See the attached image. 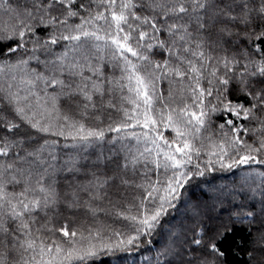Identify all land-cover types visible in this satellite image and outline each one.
Returning <instances> with one entry per match:
<instances>
[{"label":"trees","instance_id":"obj_1","mask_svg":"<svg viewBox=\"0 0 264 264\" xmlns=\"http://www.w3.org/2000/svg\"><path fill=\"white\" fill-rule=\"evenodd\" d=\"M138 2L142 4L143 0ZM11 3L14 9L19 6V11L23 12L24 6L31 5L33 0H11ZM7 7L5 4L4 9L7 10ZM69 7L77 15L68 17V9L63 5H56L55 10L50 11V15L61 19L67 18L71 34H76L75 27L82 23V18L94 16L101 11L110 18L108 5L101 0H74ZM113 10H118V7ZM135 11L141 15L148 14L141 12L139 8ZM12 14L14 13L2 15L6 24ZM211 15L214 16L215 13L212 12ZM209 19L206 30L197 31L194 23L188 24L189 31L195 37L190 46L194 48L200 43L206 56L211 58L203 61L206 67L201 68L202 78L199 83L204 89L212 87L213 92L211 96L205 93L204 97V105L209 110L206 127L188 138L194 148L199 149V154L191 151V162L183 164L179 170L165 166L163 151L167 149L163 147V139L159 141L162 148L157 149L150 141L138 140L132 135L148 132L151 137L157 134L150 132L149 128L137 126L135 116L129 121L132 127L125 128L120 133L107 130L109 125L115 127L126 120L124 109L131 112L134 105L125 97L134 96V93H129L126 87L121 88L128 83L122 70L124 62L113 59L112 52L115 49L105 46L104 41L82 38L76 42L60 39L56 44L45 43L53 34H69V27L59 25L53 28L49 25L45 28L37 21H32L37 27V32L35 35H28L26 48L29 52L25 53L21 49L10 57H0V63L4 64L16 63L21 58L26 59L28 55L38 57L29 60L23 69L13 70L18 80L20 77L31 75L35 70L49 78L55 75L65 81V84H80L82 78L92 77L98 84L103 81L101 86L106 89L102 96L94 94L96 107L90 105L85 110L82 103L76 102L80 97L70 100L62 85H49L47 80H38L31 86L35 96L29 97V103L33 106L39 103V106L33 107L29 113L32 115V112H36L35 119L42 115V109L46 108L45 102V106H50V110L47 111L51 112L53 120L58 117V121L65 124L64 117L67 116L70 122L76 121L83 123L87 128L104 129L105 132L102 140L84 142L73 140L67 135V130L64 136L53 134L59 130L54 128L47 133L37 132L17 118V122L22 125L21 130L30 134L28 143L31 147L27 150L40 149L45 142L48 143L40 150L39 157L34 162L29 161L18 169L19 172L30 171L31 176L20 175L18 183H6L5 189L9 193L18 194L23 191L25 178H31L25 185L32 186L38 195L28 196V200L44 199L47 192L40 191L41 185L50 190L52 196L47 206L37 207L31 213L25 214L23 218L29 223L27 230L18 229L16 227L18 221H12L8 215L0 217V228L8 229L7 233L0 231L3 264H25V261L34 264L33 258L42 259V264L48 262L51 264L53 261L54 264L56 259H53L52 255L57 246L61 244L70 246L69 239L75 240L76 237L92 239L99 244L102 251L85 261H75L72 264H264V163L222 166L232 164L234 156L238 159V151L241 155L245 154L241 151L243 145L227 149L225 142L232 137L242 138L247 143L258 146L259 133L243 131L233 133L226 121L233 120L237 127L243 125L249 129H260V119H264V110H254L255 116L260 119H237L224 105L231 101L235 104L242 103L244 107H251V104L255 103L240 90L238 74L244 71L250 59L264 63V57L254 51L252 42H242L244 38L236 29L221 34L213 27L211 17ZM86 27L90 31L100 29V34L103 35V30L108 25L104 20H100ZM10 34L8 31L7 35ZM160 39L170 42L172 38L165 32ZM35 40H39L45 46L33 53L31 50L34 48ZM13 43L15 41L8 40L6 36L0 38V44L5 48ZM73 44L80 46L73 47ZM96 44L100 47L97 48ZM261 47L264 48V45ZM66 52L67 56L64 55ZM146 55L152 64L148 61H138L129 54V58L140 65L141 75L150 74L156 63H163L169 58V53L158 47H154ZM57 58H62L66 65L75 62L79 67L75 70L68 67L62 73H53L50 62L59 65L60 61ZM226 60L234 61L230 65L233 71L229 72L225 67ZM170 62L174 67L179 66L187 72V63L178 61L175 56L171 57ZM213 65L217 76L226 75L230 78V83L226 86L227 99L220 95L225 86H220L211 76ZM197 67H201L199 62ZM94 69H98L99 72L94 73ZM234 74H237L236 78H233ZM247 79L257 90L264 89V83H257L259 77ZM3 80L6 86L9 77L4 76ZM210 80L213 81L211 85ZM108 81L112 83L109 84ZM155 84L154 109L162 110L164 113L163 120L154 113V119L159 122L157 132H162L163 138L171 142L176 138L177 132L173 127L166 126L168 113L171 109H176L174 116H179L180 108L185 104H193L188 87L192 82L188 80L187 75L183 78L172 75L155 81ZM27 87L21 89V96L27 94ZM192 87L195 88V85L192 84ZM8 107L6 98L0 99V109ZM212 108L217 110L212 111ZM138 111L142 112L143 108ZM192 111L199 113L196 107H193ZM140 120L142 123L143 116ZM40 122L42 123L41 120ZM221 124L225 125L223 129L220 127ZM221 144H225V150L228 152L223 160L219 147ZM182 146V143L172 144V152L175 153V148ZM146 147L153 149L151 154L145 152ZM157 152L161 154L157 156ZM175 154L179 159L181 154ZM254 154L257 160L264 158V153ZM177 171L188 173L189 179L182 180L184 187L180 189V195L172 200L173 206L165 203L164 207L167 210L162 212L159 222L155 223L152 229L144 228L143 232L137 233L136 228L142 227L139 221L154 214V211L149 209L154 210L159 206L160 197L168 198L170 178ZM41 177L38 184L37 179ZM153 189L155 191L149 203L143 198ZM130 216H136V221L126 218ZM61 229L67 230L69 236H64ZM228 229H231V232L219 244L224 255L218 256L207 247L209 239L215 236L219 240L218 233H224ZM73 231L77 233L75 238L71 237ZM97 233L99 235H96ZM131 237H136V240L129 245L126 241ZM197 239L201 240L199 245L194 242ZM31 241L35 242L32 249L27 248ZM121 241H124L123 246L115 247ZM106 244L113 246L111 251L103 247ZM41 246L45 247L46 252L42 258L38 255ZM49 246L51 251L48 250Z\"/></svg>","mask_w":264,"mask_h":264},{"label":"snow or ice","instance_id":"obj_2","mask_svg":"<svg viewBox=\"0 0 264 264\" xmlns=\"http://www.w3.org/2000/svg\"><path fill=\"white\" fill-rule=\"evenodd\" d=\"M102 3L108 5L109 16L105 15V12H97L94 16L87 18H82V23L76 25V34H71L72 30L70 26H67V18H59L57 16L50 15V11L55 10L56 5H63L68 9L67 16L77 15L69 7L74 0H33L31 5L26 4L25 11L20 12L19 6L16 9L13 8L11 0H0V38L6 36L8 40H14L11 46L5 48L3 44H0V57L11 56L13 53L19 52L21 49L25 53L29 52L26 48L28 43V35H35L37 32V27L32 21H37L38 24H42L45 28L49 25L56 28L59 25H64L69 27V34L65 35L61 33L60 35L53 34L50 36L49 40L45 43L56 44L60 39L68 40L70 42L81 41L82 38L91 39L94 41H104L105 46L114 48L112 52L113 59H119L124 62L123 71L126 74L128 83L122 85L121 88H127L129 93H134V96L125 97L129 103L134 105L131 112L124 109V115L126 117L125 121L120 122L117 126H108V131H113L120 133L123 129L132 127L133 125L129 123L136 117V125L149 128L150 132H156L155 136H149L148 132L137 135L138 140L143 139L145 141H150L152 145L157 149H161L162 146L159 143L161 139L164 140V145L167 150L163 151V156L166 161L165 166L171 167L173 169L179 170L183 164L189 163L192 160L190 155L191 151H195L199 154V149L194 148L191 141L188 139L190 136H194L200 133L202 128L206 127V118L209 116V110L204 105L205 93L208 96L212 95L213 88L209 87L204 89L201 87L199 81L202 78L201 68L206 66L203 64L205 59H211L206 56V53L202 50L201 44L197 43L195 47H191V42L195 39L192 32L189 31L188 24L194 23L196 25V30H206L210 22L209 17H211V23L214 28H217L219 33L223 34L225 32H231L232 29H236L238 34L244 39L242 42H252L254 51L264 57V0H143V3H139L138 0H101ZM7 4V10L4 9V5ZM83 8L84 6L81 5ZM118 10H113L117 8ZM139 8L141 12H147L146 15L138 14L135 9ZM214 12L215 15L212 16L211 13ZM10 15V19L6 24L2 15ZM157 17L159 19H157ZM104 20L108 27L104 29V34H100V29L89 30L86 25H94L95 21ZM171 22H168V21ZM131 21H136L133 24ZM163 25V26H162ZM147 26V27H145ZM242 26V27H241ZM10 31V35L7 32ZM167 33L172 39L170 42H166L160 39V36ZM110 41V44H109ZM34 48L31 50L33 53L45 45L41 44L39 40L33 41ZM79 44H73V47H79ZM99 48L100 45L96 44ZM154 47L165 50L169 53V58L165 59L163 63H156L153 71L147 75L140 74V65L133 62L129 58L135 57L138 61H148L152 64L146 53H150ZM177 49L180 51L178 52ZM65 56L68 55L66 52ZM175 56L176 59L182 63H187V72L182 70L179 66H173L171 64V57ZM38 59L34 55H28L26 59L21 58L16 63L4 64L0 63V99L6 98L8 108L0 109V217L8 215L12 221H18L16 227L20 230H27L29 228V223L23 217L27 213H31L37 207L47 206L52 193L50 190L43 188L41 185L40 191L47 192V195L43 200H36L35 198L28 200V193L30 191H35L31 187H25L22 192L18 194H12L6 191V183H18V176L24 175L26 177L31 176V172H19L18 169L22 167L23 164L29 161H35L39 157V152L45 145H42L40 149L27 150L31 147L28 143L30 134L25 133L21 130L22 125L19 121L28 125L31 129H35L37 132H49L50 126L47 123L42 124L39 119H35L37 115L36 112L32 111L33 106L29 103V97H34L35 92L31 86H34L38 80H47L49 85H62L64 86L65 94L70 100L79 96L80 100L77 103H82L84 109H88L91 105L96 107L94 102V94L104 95L106 89L100 84L92 80V77L82 78L80 84H65V81L58 79L55 75L51 78L45 76L41 72L32 71L31 75L24 77H18L13 71L14 69H23L32 59ZM195 58V59H193ZM60 61L59 65L55 62L51 63V72L62 73L66 68L70 67L75 70L79 65L72 62L70 65H66L62 58H57ZM200 63L201 67H197V63ZM225 67L229 72L233 71L232 65L233 60H226ZM249 68L251 70H249ZM98 69H94V73H98ZM160 73V74H157ZM178 76L185 77L192 84H189V90L193 98V104H185L183 108L179 109V116H174L177 112L176 109H171L168 113V124L166 126L173 127L176 132V138L169 142L163 138L162 132H157L158 121L154 119L155 115L160 116L163 120L164 113L162 110L154 109V98H155V81L164 79L168 76ZM237 74H234L233 78H236ZM239 87L240 90L246 93L255 103L251 104V107H244L242 103L235 104L229 101L224 105L225 109L231 111L237 119H260L255 116V111L264 110V89L257 90L251 81L247 77H259L257 83H264V63L258 61L249 60L248 64L245 65L244 71L239 73ZM8 76L9 82L4 84L3 77ZM211 76L215 78L216 82L220 86H225L223 92L220 94L223 99H227V85L230 83V78L227 76H217L215 65L211 67ZM109 84L112 81H108ZM118 83V82H117ZM212 80L209 81L211 85ZM27 87V94L24 96L20 95L22 88ZM197 89L199 90L197 92ZM162 100L163 97H160ZM113 106L114 105H110ZM143 108V111H138ZM196 107L199 109V113L192 111V108ZM212 111H216L217 108H212ZM255 110V111H254ZM242 113V117H241ZM143 116V122L141 123L140 117ZM65 124L59 126V130L53 134L64 136L66 134L70 135L73 140H80L84 142H89L93 139L102 140L104 138V129H94L87 128L83 123H78L76 121H71L70 118L64 117ZM227 125L231 126V132L239 133L243 131L244 133H259L257 136L258 146L247 143L242 138L232 137L227 140V149L231 150L239 145H243L241 151L245 154L237 155L232 158V164L222 165L225 167H233L239 164H249V163H264V158L257 160V156L254 153H264V119H260V129H249L240 125L237 127L233 120L228 119L226 121ZM183 125V127H180ZM220 127L223 129L224 124ZM182 143V147H176L175 153H179L180 158L178 159L176 154L172 152V144ZM221 160L228 154L225 150V144H221ZM153 149L145 148V152L151 154ZM161 153L157 152V156ZM143 155V153H141ZM135 159V157L133 158ZM30 167V164H29ZM202 174V173H201ZM41 178L37 179V183H40ZM189 179L188 173H183L177 171L173 177L170 178L168 185V198L160 197V203L157 208L149 209V211H154V214L145 217L143 220L139 221L142 227H137V233L144 231V228L152 229L155 223L159 222V217L163 211H166L164 204L167 203L169 206L172 205V200L176 199L180 195V189L184 187L182 180ZM148 192V195L143 199L151 203V198H153V192ZM15 201V203L13 202ZM142 206L143 201H142ZM132 221H136V216L126 217ZM0 231L5 233L8 232L7 228H0ZM64 236H69L67 230L61 229ZM231 232L228 229L224 233H218L219 240L215 236L210 237L209 244L207 247L210 248L211 252L218 256L224 255L223 251L219 247V244L223 242L225 237ZM91 235V234H90ZM96 235H99L97 233ZM123 235V234H120ZM77 233L73 231L71 237L75 238ZM87 239V238H85ZM136 240V237L128 238L126 243L131 245ZM197 245L201 243V240L197 239L194 241ZM11 244L12 241H9ZM70 247L66 250L63 249L62 245H58L56 248V255L60 256L61 252L64 251V255L61 257L62 261H66L67 264H72L73 261H85L90 257L96 256L102 251L101 248H97L95 245L89 247L75 246L73 239L68 241ZM124 241H121L115 247H122ZM35 242L31 241L27 244V248H34ZM109 251L112 250V245H104ZM3 248V244L0 243V249ZM51 251V246L48 247ZM46 254L45 247L41 246L38 255L41 258ZM55 259V257H53ZM34 264H42L41 260H35L33 258ZM0 264H3V252L0 251ZM28 264V261H25ZM50 264V262H48Z\"/></svg>","mask_w":264,"mask_h":264},{"label":"rangeland","instance_id":"obj_3","mask_svg":"<svg viewBox=\"0 0 264 264\" xmlns=\"http://www.w3.org/2000/svg\"><path fill=\"white\" fill-rule=\"evenodd\" d=\"M41 100H44V99H41ZM45 104L46 103L44 102V107H46V108L42 109V111H41L42 112V115L41 116L38 115L39 117H36V118L37 119L39 118V120L42 121V124L47 123L50 126V129L51 128L59 129V126H60L61 123L58 121V117H55V119L53 120L52 119L51 112L50 111H47V109L50 110V106H45ZM29 113H31V112H29ZM30 179L31 178H25V180L23 182V189L25 187H31L32 188V186H30V185H27V186L25 185L26 182L30 181ZM35 195H38V193H36V191H30L28 193V196L29 197H34ZM85 238H87V239H85ZM73 241L75 242V246L77 248H80V247H89L91 245H95L97 248H100L99 247V244L93 242V240L90 239V238H88V237H83V238L76 237L75 240H73ZM61 245H62V247H63L64 250H66L68 247H70V246H67L66 247L64 244H61ZM63 255H64V251L61 252L60 256H57L56 255V251H54V254L52 255V258L55 257V259H56L55 260V263L56 264H61V262H63V264H64V262H66V261H62V259H61V257ZM53 262H51V264H53ZM73 262H75V261H73Z\"/></svg>","mask_w":264,"mask_h":264}]
</instances>
